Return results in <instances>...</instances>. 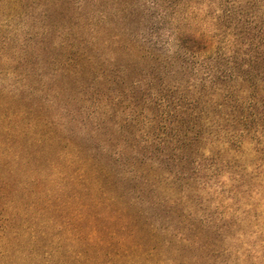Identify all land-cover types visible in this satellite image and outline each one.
I'll use <instances>...</instances> for the list:
<instances>
[{
	"label": "trees",
	"instance_id": "1",
	"mask_svg": "<svg viewBox=\"0 0 264 264\" xmlns=\"http://www.w3.org/2000/svg\"><path fill=\"white\" fill-rule=\"evenodd\" d=\"M189 1L192 0L175 3L176 12H182V17L171 18L167 24L163 22L162 33L152 34L160 43H163L162 36L167 35L164 43L172 44V51L168 49L171 55L162 53L156 58L148 48L139 46L129 51L133 56L127 58L128 65L120 71L124 74L121 78H128L129 72L140 70L142 66L151 70L149 76L155 82L153 89L159 100L157 108L167 116L162 125L156 122L159 120L155 123L150 120L141 128V125H134L130 135H147L143 147L131 146L126 138L124 142H114L115 138L108 136L106 147H120L115 159L103 153V158L96 160L69 137V142L64 144L68 148L72 145L75 152L68 159L56 157L58 164L54 162V166H57L58 177L68 180L71 195L61 198L60 204L45 201L44 207L39 204L42 194L46 193L44 182L33 178L31 185L19 190L11 173L2 172L8 163L0 158V214L3 215L0 264H18L17 257L25 259L22 264H151L150 259L141 260L151 249L154 250L152 254H159L157 264H171L177 261L165 260L169 251L178 259L183 248L197 249L208 237L226 233L221 219L230 214L233 206L227 199L232 200L235 195L231 196L232 190L225 188V181L213 191L220 219L199 218L188 222L187 217L182 220L184 213H178L173 205L168 206L165 197L171 190L175 191L173 196L180 193L179 198L168 200L173 204L182 203L186 212V206L192 205L190 194L198 197L202 191L210 189L208 182L221 172L232 173L228 178L233 180L232 186L236 182V186L248 184L256 177L254 173L247 180L248 174L244 168L239 169V158L234 156L250 155L249 147L258 154L255 161L264 155V17L255 15L252 18L246 9L249 6H242L237 12L234 8H226L217 15L211 11L199 12L194 10L193 4L187 3ZM78 2L81 7L87 5L85 0ZM76 25L80 29L87 28L84 21ZM92 48L99 51L96 36ZM80 52L75 54L81 56L83 51ZM118 52H114L116 58ZM88 59L84 57V62ZM126 69L129 72L126 73ZM162 72L172 82L163 85L162 80L157 81ZM17 115L13 120L18 127ZM17 129V133H21L22 130ZM56 130V140H50L44 132L35 137L38 142L35 154L25 145L27 161L34 162L36 155L48 157L55 144L63 143L58 135L65 131L64 128ZM101 130L102 127L95 130L93 136H85L82 142L89 144L86 140L93 139ZM119 132L123 136L126 133ZM147 132L153 135L150 137ZM0 133L2 138L9 134L1 127ZM2 138L0 144L5 145L6 139ZM143 150L153 151L154 156H148ZM14 163L16 161L11 164ZM65 164H70V172L64 170ZM256 164L258 168L259 162ZM180 184H187V188H179ZM16 190L24 197L33 196V204H17ZM57 193L64 194L59 190ZM205 201L211 202V199ZM31 209L46 214V222L35 221L29 214ZM153 219L170 220L171 223L159 228ZM22 222L30 226L29 230L21 231ZM176 223L184 224L181 232L176 230ZM62 231H65L64 236ZM178 233L180 238H177ZM73 241L81 252L71 250L75 254L67 257L62 254L63 250L56 248L58 244L63 246V242ZM55 244L57 246L51 248ZM25 245L28 252L24 250ZM54 254H59V262L52 258Z\"/></svg>",
	"mask_w": 264,
	"mask_h": 264
},
{
	"label": "rangeland",
	"instance_id": "2",
	"mask_svg": "<svg viewBox=\"0 0 264 264\" xmlns=\"http://www.w3.org/2000/svg\"><path fill=\"white\" fill-rule=\"evenodd\" d=\"M192 1L187 3L193 4L196 7L194 10L199 12L211 11L217 15L226 8H234L237 12L238 8L249 6L251 9H246L252 18L255 15L264 17V0ZM249 1H252L251 4ZM56 2L59 5H55ZM85 2L87 5L84 8L78 0H0V127L9 133L3 138L0 137L6 139L5 145L0 144V158H5L8 163L2 172L11 173L12 180L19 190L31 185L33 178L44 182L46 193L42 194L39 202L43 207L46 206L45 201L60 204L61 198L71 195L68 180L58 177L57 166H54V162L58 164L56 157L60 156V160L62 156L68 159L72 152H75L72 145L68 148L64 144L69 142V137L81 145L83 152H87L96 160L103 158V153L114 160L115 152L120 147H106L105 139L108 136L115 138L114 142H124L123 138H126L131 146L143 147L147 135H130L134 125H141V128L150 120H154V123L159 120L156 122L162 125L167 118L157 108L156 102L159 100L153 89L155 82L149 76L151 70L143 66L134 72L126 69V73H130L128 78H121L124 74L120 71L128 65L130 60L127 58L133 56L129 51H135L139 46L148 48L156 58L157 54L171 55L168 49L172 51V44L164 43L167 35L162 36L163 43H160L152 34L162 33L163 22L167 24L171 18L182 17V12H176L178 7L175 3L184 2L173 0L168 2L170 6L163 0ZM82 21L87 22L85 30L76 25ZM94 36L98 38L99 51L92 48ZM76 51L83 53L80 52L79 56L75 54ZM114 52H118L117 58ZM122 53L127 55L124 57ZM84 57L89 58L87 62H84ZM158 77L160 78H157V81L162 80L163 85L172 82L169 76L164 77V72ZM16 114V120L20 121L18 127L13 120ZM101 127L102 130L93 139L86 140L89 144L82 142L85 136H91ZM17 128L22 130L21 133H17ZM57 128L65 130L58 135L63 143L55 144L48 157L34 155V162L27 161L26 146L32 153L36 152L38 142L35 137L44 132L50 140H56ZM121 130L126 132L124 136L123 133L120 134ZM147 134L150 137L153 135L148 132ZM248 149L250 155L246 153L234 156L239 158V169L244 168V172L248 174L247 180L256 174L248 184L244 182L241 183L242 186H236V182L232 186L233 180L228 179L232 173L221 172L208 182L210 189L202 191L198 197L190 194L192 205L186 206V212L182 203L177 201L173 204V201L168 200L179 198L180 193L173 196L175 191L171 190V194L165 197L168 206L173 205L178 213H184L182 220L188 217L189 222L199 218L220 219V209L216 208L217 203L214 201L217 200L213 191H217L222 180L225 181V188L232 190L231 196L235 195L234 199H227L233 206L230 214L221 219L227 230L223 236L208 237L198 244L197 249L183 248L178 259L173 258L176 254L169 251L165 260L170 258L177 261H172L171 264H264V155L255 161L258 154H255L252 148ZM149 151L142 152L154 156L153 151ZM12 158L13 162L16 161L15 165L11 164ZM256 162H259L258 168ZM69 165L65 164L66 172H70ZM21 174L25 176L22 178ZM195 184L193 182V185ZM178 187L187 188V184H180ZM238 187L239 191L236 190ZM19 190L15 191V202L31 206L33 196L24 197ZM57 190L64 194L61 196ZM207 198L211 199V202H206ZM29 214L40 224L48 219L46 214H38L34 209H31ZM155 216L153 214L152 218ZM2 217L0 214V223ZM154 219L159 228L171 223L170 220ZM183 225L176 223V230L181 232ZM20 226L24 232L30 227L23 222ZM64 234L65 231H62V236ZM180 237L178 233L177 238ZM177 241L176 239L173 242ZM55 246L57 244L51 248ZM77 247L78 244L73 241L63 242V246L58 244L56 248L63 250L62 254L68 257L69 254L81 252ZM24 250L29 251L27 245ZM52 250L55 251L54 248ZM152 251L154 253V250H149L141 260L150 259L151 264H157L156 256L159 257V254L154 255ZM57 257L59 254H54L52 258L59 262ZM16 262L22 264L25 259L17 257Z\"/></svg>",
	"mask_w": 264,
	"mask_h": 264
}]
</instances>
